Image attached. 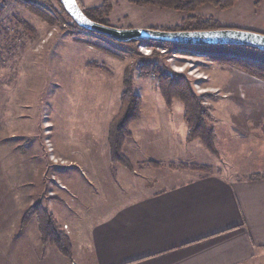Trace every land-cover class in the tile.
I'll use <instances>...</instances> for the list:
<instances>
[{
  "label": "rangeland",
  "instance_id": "rangeland-1",
  "mask_svg": "<svg viewBox=\"0 0 264 264\" xmlns=\"http://www.w3.org/2000/svg\"><path fill=\"white\" fill-rule=\"evenodd\" d=\"M84 1L92 7L105 0ZM112 1L115 9L110 21L119 28L186 26L190 20L194 23L210 18L211 10H215L217 17L226 12L213 5L187 13L140 6L129 0ZM253 1L254 4L249 0L250 7L258 8L262 3L261 0L256 5ZM214 19L222 27L263 33L225 17ZM234 19L255 21V16L241 14ZM150 46L154 47L153 52L147 55L146 47ZM155 47L145 43H116L77 28L60 0H47L45 4L41 0H0V190L6 188L16 193L43 190L34 204L38 199L45 201L46 194L55 188L65 192L84 187L95 190L98 180L83 162V144L97 153L101 148L99 156H102L105 131L108 137L107 124L121 105L124 76L133 75L135 82L145 78L157 80L153 73H148L153 68L147 66L149 62L161 70L187 76L199 95L211 94L204 89L210 84L218 87L220 97L211 94L215 98L209 97L206 104L216 101L217 123L214 125L213 121V125L219 139L222 134H229L232 139L241 140L248 122L256 121L264 126V112L257 106L260 102L259 107L264 110V99L261 100L264 95H260L264 91V79H253L237 66L220 63L209 50L174 47L162 53ZM91 62L106 66L108 71L90 67ZM218 64L230 67L217 68ZM249 107L252 113L246 112ZM105 146L108 151L107 143ZM197 146L198 154L193 152L194 147H187L189 159L197 157L189 163L204 164L202 161L219 158L224 163L220 162L221 168L228 170L231 164L225 165L223 158L229 157L230 162L244 158L241 147L235 150L224 144L217 156L203 145ZM148 149V146L124 148V153L148 158ZM109 156L108 151L107 160ZM74 158H79L75 164L71 162ZM156 161H161L159 167L152 169L157 174H163L170 166L166 158ZM113 165L108 162L109 171H115ZM146 165L147 161L133 164L136 169H146ZM186 169L199 171L189 166ZM112 177L117 181L114 174ZM64 226V230H69Z\"/></svg>",
  "mask_w": 264,
  "mask_h": 264
},
{
  "label": "crops",
  "instance_id": "crops-1",
  "mask_svg": "<svg viewBox=\"0 0 264 264\" xmlns=\"http://www.w3.org/2000/svg\"><path fill=\"white\" fill-rule=\"evenodd\" d=\"M214 11L207 16L225 17L264 33V0L258 8L250 7L249 0H238L218 17ZM241 14H253L255 21L234 19ZM141 81L135 82L137 92L142 90L138 92L143 99L141 119L131 124V136L124 148L148 146V158H134L126 152L133 164L147 161L146 169L134 167V172H128L115 164L118 168L113 165L115 171H109L107 165L112 161L110 156L106 158L108 151L110 155L106 131L102 156L101 148L97 153L83 144V162L98 180L95 190L84 187L65 192L55 188L46 194L45 201L37 200L70 238L72 259L55 245L42 243L38 218L21 226L25 212L43 190L16 193L1 189L0 264H264V126L248 122L241 140L229 134L219 139L217 135L219 151L226 144L235 150L241 147L244 154L242 161L223 158L225 165L231 164L228 170L221 168L219 158L202 161L210 166L208 172L180 167L197 159H189L187 147H194L193 152L198 154L197 145L201 147L202 142L187 141L184 104L174 99L168 107L157 80ZM204 89L220 97L218 87L210 84ZM210 104L216 125V101ZM257 106L264 112L260 102ZM250 108L246 112L252 113ZM260 111L258 115L262 116ZM254 146L258 148L250 149ZM163 158L170 166L157 174L149 162ZM77 161L79 158L71 160L74 164ZM64 225L69 230H64Z\"/></svg>",
  "mask_w": 264,
  "mask_h": 264
},
{
  "label": "trees",
  "instance_id": "trees-1",
  "mask_svg": "<svg viewBox=\"0 0 264 264\" xmlns=\"http://www.w3.org/2000/svg\"><path fill=\"white\" fill-rule=\"evenodd\" d=\"M47 3V0H41ZM131 3L140 6H154L161 9H172L178 12L194 13L199 7L210 4L220 9H229L235 5L238 0H129ZM85 14L92 20L100 22L104 25H112L110 14L113 11V1L105 0L99 6L88 7L84 5L82 0H77ZM63 10L66 11L62 1L60 0ZM261 0H255V4L259 5ZM50 7V6H49ZM193 17V16H191ZM72 18V17H71ZM73 19V18H72ZM189 25H179L162 30H210L222 28L219 22L210 17L201 19L197 22L189 21ZM74 26L82 29L75 21ZM85 30V29H83ZM86 31V30H85ZM87 32V31H86ZM111 40V39H109ZM113 41V40H111ZM116 42V41H114ZM146 41L133 40L132 44L144 43ZM120 43V42H116ZM150 45L161 46L165 48H184L191 47L202 50H209L214 53V58L220 63L230 64L239 67L248 74L260 79H264V50L246 45H216V46H185L175 43L151 42ZM216 55V56H215ZM92 68H101L108 71L104 65L97 62L89 63ZM151 71L157 77L158 85L168 107L172 106L174 99H179L185 107L184 119L188 125L187 141L200 140L204 148L210 153L219 154L217 148V134L213 125L214 118L211 114L212 106L206 104L209 97L215 98L211 94L199 95L193 85V82L187 76L176 72L161 70L155 67L153 62L147 63ZM123 92L121 95V105L108 129V145L110 149L111 161L119 164L131 172L135 171L132 161L124 153V145L128 137L131 136L130 126L132 123L139 121L142 114L143 99L136 91L134 76L126 74L123 80ZM154 167H159V162H149ZM180 167L208 172L211 168L204 164H179ZM173 167V166H172ZM37 216L39 222V232L42 243L47 245H55L60 252L69 259L73 258V247L70 238L58 225L53 215L49 213L40 203H36L29 207L25 212L21 226H26L33 217Z\"/></svg>",
  "mask_w": 264,
  "mask_h": 264
},
{
  "label": "water",
  "instance_id": "water-1",
  "mask_svg": "<svg viewBox=\"0 0 264 264\" xmlns=\"http://www.w3.org/2000/svg\"><path fill=\"white\" fill-rule=\"evenodd\" d=\"M73 20L87 32L120 43L133 40L175 43L185 46L246 45L264 50V34L237 28L210 30H162L156 28H119L90 19L77 0H61Z\"/></svg>",
  "mask_w": 264,
  "mask_h": 264
},
{
  "label": "built area",
  "instance_id": "built-area-1",
  "mask_svg": "<svg viewBox=\"0 0 264 264\" xmlns=\"http://www.w3.org/2000/svg\"><path fill=\"white\" fill-rule=\"evenodd\" d=\"M146 48H149V49L146 50L145 54L149 55L150 53L153 52V48H154L153 46L146 47ZM155 48H157V49H158L160 52H162V53H166V52H168V48H165V47L156 46ZM184 48H185V49H184ZM184 48H176V49H184V50H187L186 47H184ZM64 228L67 229L68 226L65 225Z\"/></svg>",
  "mask_w": 264,
  "mask_h": 264
}]
</instances>
